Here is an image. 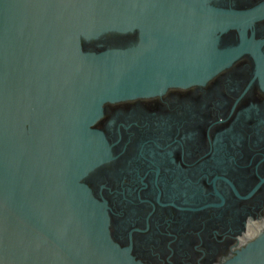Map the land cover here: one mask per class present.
Listing matches in <instances>:
<instances>
[{
    "label": "water",
    "instance_id": "1",
    "mask_svg": "<svg viewBox=\"0 0 264 264\" xmlns=\"http://www.w3.org/2000/svg\"><path fill=\"white\" fill-rule=\"evenodd\" d=\"M164 0H0V264H146L83 181L108 157L104 104L204 84L243 53V11ZM136 33L135 41L119 39ZM224 264H264V230Z\"/></svg>",
    "mask_w": 264,
    "mask_h": 264
},
{
    "label": "flooded vegetation",
    "instance_id": "2",
    "mask_svg": "<svg viewBox=\"0 0 264 264\" xmlns=\"http://www.w3.org/2000/svg\"><path fill=\"white\" fill-rule=\"evenodd\" d=\"M164 2L173 16L243 11L220 38L243 53L204 84L105 103L92 128L108 157L83 181L137 260L224 264L264 230V0Z\"/></svg>",
    "mask_w": 264,
    "mask_h": 264
}]
</instances>
